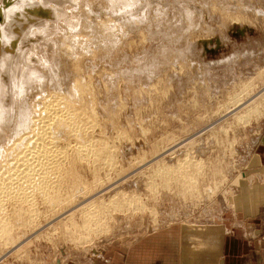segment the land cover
Listing matches in <instances>:
<instances>
[{
    "label": "rangeland",
    "instance_id": "374dc122",
    "mask_svg": "<svg viewBox=\"0 0 264 264\" xmlns=\"http://www.w3.org/2000/svg\"><path fill=\"white\" fill-rule=\"evenodd\" d=\"M103 16L121 26L120 42L67 61V38ZM0 31L4 122L31 77L64 93L82 72L96 100L88 130L112 156L81 160L71 142L57 208L37 197L38 215L22 222L18 202H5L13 234L0 240V264H114L126 242L172 223L224 224L233 236L245 191L264 186V0H0ZM15 134L0 128V145ZM95 207L90 221L82 212Z\"/></svg>",
    "mask_w": 264,
    "mask_h": 264
},
{
    "label": "bare ground",
    "instance_id": "6f19581e",
    "mask_svg": "<svg viewBox=\"0 0 264 264\" xmlns=\"http://www.w3.org/2000/svg\"><path fill=\"white\" fill-rule=\"evenodd\" d=\"M15 10L16 9H13V12ZM9 14L10 13H8V15ZM9 17L11 16L9 15ZM103 17H107L104 19L105 22L103 21L102 23H98V25L93 30L91 29L92 31H88L89 33L86 32L87 34L85 37H83V39L80 38V36L78 38L69 36L66 42L63 44L64 48L63 45H61L65 51L67 61L70 62L74 61L78 57L81 58L82 56H90V54L93 55V52L99 45H101L102 49L106 53L112 52L117 40L122 37L120 35L118 36V34L121 33L120 30V32L118 31L121 26L115 23L117 21L116 19V21L113 22L112 17L111 21L108 16ZM115 29L119 33L116 32ZM118 41L120 42V40ZM92 55L91 57H93ZM80 69L81 68L76 66V70H79L77 72L80 73ZM24 72H22V76L20 75L18 77H23V74L26 72L27 74H25V76H28L29 71H26L25 73ZM81 73L78 75V77L81 75ZM40 76H33L30 78L28 84L31 86V89L34 88H32L34 85H38V87L45 86V90L46 87L52 84L55 85L54 83L51 84V82L55 80L54 78L52 81H50V78L48 77L49 80H47L50 81V84H46L48 81L46 80V83L43 82L45 79ZM78 77L74 82H71L69 81L71 78L66 79L67 77L64 76L66 80L63 79V81H61L62 85H64L63 82L65 84L71 82L70 84H67L69 86L68 89L66 91L65 89L63 90L65 91L64 93H51L47 89V93L42 90L43 93L36 91V96H29L27 92L30 88L24 91L22 87L15 93L13 92L15 94L14 103L17 101V103H15L16 105L14 104L13 106L16 109V111L14 110L16 113L14 116L11 115L13 117L7 122H4L6 112H4L3 109H0V128H2L4 131L12 127L16 133L14 138H9L10 140L6 139V141L0 145L1 241L10 242V235L13 234H10L8 230L9 226H7L9 223L6 220L5 213L3 214L2 212L6 211V208L3 209L5 202L15 200L18 202L14 214L19 218V221L22 220V222L28 215H30V217L38 215L37 210L35 211V209H33L35 207L34 201L37 197L46 200L50 208H57V200L59 199V196L57 198L56 194L58 193V189H62L61 182L63 181V176L61 175L62 168L60 159L63 161L66 158L67 152L65 151V148H67L68 144L70 145L71 142H74L77 146L79 145L75 151L79 153L78 157H80L81 160H84L88 155H90L99 162L106 160L105 162L108 163V165L109 163H112L111 152H109L110 150L105 145L98 149L94 144L93 131L97 128L98 124H94V119L91 115L95 109L92 104H94L93 102L96 100L92 97L93 95L90 96V84L88 81L84 77ZM19 81H21V79H19ZM23 81L25 80L23 79ZM56 83L58 84L59 80L56 81ZM0 97L2 98V96ZM86 97H89L90 99ZM237 103L238 102H236V104ZM237 106L238 105H236V107ZM90 124L91 126L94 124L93 126H95V128L92 129L93 126L89 128ZM88 129H92L93 131ZM58 179H60V184H57ZM85 190V185L83 184L79 188V193L82 191L84 192ZM62 201H60L61 205ZM28 204L32 206V208H29V210H27L28 207L26 208V205ZM88 205L85 207H88ZM84 210L82 213H84L86 216L89 214L87 217H90V221L98 220L100 211L98 212L96 207L91 212Z\"/></svg>",
    "mask_w": 264,
    "mask_h": 264
},
{
    "label": "crops",
    "instance_id": "0c3cea01",
    "mask_svg": "<svg viewBox=\"0 0 264 264\" xmlns=\"http://www.w3.org/2000/svg\"><path fill=\"white\" fill-rule=\"evenodd\" d=\"M257 185L242 197L245 205L238 209L243 221L232 224L233 236L226 235L224 224L172 223L126 242L114 264H264V244L258 238L264 229V211L259 214L264 186ZM248 231H254V238L245 237Z\"/></svg>",
    "mask_w": 264,
    "mask_h": 264
},
{
    "label": "built area",
    "instance_id": "2783aa9c",
    "mask_svg": "<svg viewBox=\"0 0 264 264\" xmlns=\"http://www.w3.org/2000/svg\"><path fill=\"white\" fill-rule=\"evenodd\" d=\"M262 238L264 239V236Z\"/></svg>",
    "mask_w": 264,
    "mask_h": 264
}]
</instances>
